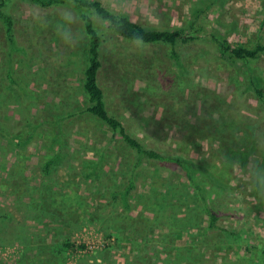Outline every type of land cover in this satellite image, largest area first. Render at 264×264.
I'll list each match as a JSON object with an SVG mask.
<instances>
[{
	"label": "rangeland",
	"instance_id": "374dc122",
	"mask_svg": "<svg viewBox=\"0 0 264 264\" xmlns=\"http://www.w3.org/2000/svg\"><path fill=\"white\" fill-rule=\"evenodd\" d=\"M193 1L139 0L138 12L131 16L151 27H203L193 28L203 42L179 48L186 76L173 66L167 47L133 52L128 43L111 37L99 79L110 111L134 137L203 165L196 183L219 212L224 231L209 229L195 189L172 164L167 170L145 164L127 209L109 201L105 185L114 188L112 178L118 174L121 180L118 169L126 149L104 124L77 116L85 102L84 47L65 46L50 25L30 20L26 9L32 3L13 0L17 52L11 57L0 27V264H264V108L252 94L236 95L231 81H264V55L254 63L227 62L218 50L222 41L264 44V1L229 0L198 20ZM41 8L50 21L58 18V7ZM118 51L134 61L151 59L152 65L139 63L134 76L116 61ZM13 80L35 100L24 97ZM56 119H66L64 156L45 172L46 157L61 150L49 144L50 123ZM219 119L227 121L213 123ZM257 121L254 135L246 133L244 124ZM30 133V143L18 147L14 137L26 139ZM93 162L100 163L99 174L90 180L86 165ZM159 177L168 178L181 193L166 211L176 219L158 221L155 213L144 214L137 205ZM51 190L75 193L87 203L64 217L41 200L44 195L52 203ZM66 241L72 244L69 252L54 255L52 249Z\"/></svg>",
	"mask_w": 264,
	"mask_h": 264
},
{
	"label": "trees",
	"instance_id": "16d2710c",
	"mask_svg": "<svg viewBox=\"0 0 264 264\" xmlns=\"http://www.w3.org/2000/svg\"><path fill=\"white\" fill-rule=\"evenodd\" d=\"M25 3L37 4L43 8H53L59 7L64 4L66 0H22ZM229 0H196L193 1L191 7L194 8V19L198 20L200 15L209 11L213 6L220 5L221 7L225 6ZM76 4L79 6H86L88 4V0H75ZM13 4V0H0V27L3 30V33L9 42L10 49L9 56H13L16 52V21L11 14L10 8ZM97 10H99L102 14L104 10L100 6V0H94L93 5ZM78 12L84 11L83 7L77 8ZM197 28L202 30L203 27H198V24L190 25L189 23L186 25H176L169 28H158L146 26L142 23L136 22L132 18L125 19L123 22V26L120 31L116 32L112 38H116L117 40H121L124 43H127L128 39L134 33H140L143 35L145 41H147V47L151 46H163L168 48L169 58L173 63V66L177 69V72L181 73L182 76H186L185 65L183 64L179 48L196 44L199 42H203L204 40L201 37L196 36V33L193 32V28ZM196 29V30H197ZM87 31L89 32L91 39L88 44L84 46V95L85 102L84 107L81 112L77 116L89 115L94 119L98 120L100 123L104 124L106 128L112 132L113 137L120 138L124 148L126 149V156L123 160L124 162L120 163L118 169V173L121 174V180H118L119 174L117 178L112 181L115 182L114 188H112L110 183H107L105 186V190L107 191V196H109V201L119 202V204H124L126 209L130 206V200L135 197L134 190L137 189V183L140 177L142 176L141 169L145 164H154L161 170H167L168 165H174L178 169V171L182 172L184 176V180L195 189L198 199L201 203V213L203 216H207L209 219L208 227L212 230L224 231L222 226H220V216H218L219 212L216 211L212 206L207 202V198L203 193V186L196 183V176L202 171L203 165L198 164L191 158L183 157L184 154H165L156 149L148 147L142 141L134 137L129 130L126 128L124 123L112 114L109 109L107 97L104 89L100 84V72L103 69L104 61L102 59L104 54V49L101 48V42L99 38L96 36L93 31L92 26L89 24L87 26ZM219 53L221 54L220 58L227 62L233 61H241L243 63H254L258 60L259 57L264 55V44L256 43L251 46L248 43L232 45L227 41L219 42ZM124 53L121 51L117 52L116 61L121 62L125 65V68L135 76L136 73L140 71L139 63L143 62L151 67L152 60L151 59H140L139 61H134V59H129L128 55H123ZM142 60V61H141ZM137 77H140L137 75ZM141 78V77H140ZM250 80L246 81L242 77H233L231 81L233 82V91H235L236 95L241 94L247 95L252 94L254 98L261 104V109L264 108V81L258 77H250ZM15 81V80H13ZM18 89L27 99L35 100L34 94L22 86L21 84L15 81ZM168 90V89H167ZM212 91V90H210ZM217 93L215 91H212ZM20 93V94H21ZM170 93V92H168ZM32 96V97H31ZM206 97V95L204 96ZM238 97V96H237ZM34 98V99H33ZM25 99V98H24ZM25 99V100H27ZM28 102V101H26ZM167 107H165L166 109ZM260 109V110H261ZM264 110V109H263ZM232 118V117H231ZM230 118V119H231ZM66 121L63 119H56L52 123V128L49 129V132L52 137V141L49 143L52 147L59 146L61 150L58 151L57 154L53 156H47L45 161V172H49L51 168L57 167L62 163L63 160V141H62V133H63V122ZM227 120L219 119L218 121L213 122L214 124L225 123ZM259 126V122L257 123H245L244 130L246 133L254 135L255 129ZM34 128V127H33ZM32 129V128H31ZM218 133L222 132L221 127L217 130ZM32 134L24 139L22 136H15V140L17 146H27L30 143V139ZM252 137V136H251ZM102 159L105 158V154L100 156ZM101 159V160H102ZM100 160V159H99ZM87 169L90 171L86 173L88 179L92 180L97 177L99 174V162H93L92 164L86 165ZM125 167V168H123ZM261 170V169H260ZM172 174V172H171ZM117 179V180H116ZM260 177L258 178V180ZM20 181L25 182V177H20ZM153 189L149 191L146 195L141 194L138 200V207L141 208L142 213L150 212L155 213L156 220L160 221L164 217H168L166 220L170 218L176 219L174 215L170 217L167 215L166 211L172 205V200L176 198L178 195L180 196V191L176 189L175 185H170L168 178L159 177V179L155 178L153 182ZM17 187H20L19 184ZM28 189V187H26ZM120 188H123L119 190ZM53 192V193H52ZM27 193V192H26ZM51 196L52 203H47L44 195L41 200L45 203L46 208L49 210L50 207L55 208L58 213H62L61 215L67 217L69 211L72 210L76 205H84L85 202L79 200L78 196L73 193L71 194H61L60 192H54L51 190L48 194ZM119 200V201H117ZM121 201V202H120ZM181 203H184L181 201ZM165 204L168 206L165 207ZM158 208H161L158 210ZM175 210V209H174ZM61 216V217H62ZM72 217L71 215H69ZM69 218V217H68ZM171 220V221H172ZM72 244L70 241H66L60 246H55L52 249V253L56 256H63L71 249Z\"/></svg>",
	"mask_w": 264,
	"mask_h": 264
},
{
	"label": "clouds",
	"instance_id": "9594fccd",
	"mask_svg": "<svg viewBox=\"0 0 264 264\" xmlns=\"http://www.w3.org/2000/svg\"><path fill=\"white\" fill-rule=\"evenodd\" d=\"M94 0H88L86 6H79L75 0H66L58 7L57 19L52 22L39 5H28L26 11L30 20L42 26H51L57 38L69 48H82L89 43L91 36L87 31L90 24L101 42V48L110 51L111 37L121 30L125 19H130L138 12L139 0H100L102 14L94 6ZM83 7L84 11L78 12L77 8ZM129 50L143 51L147 41L140 33H134L127 41ZM259 170L257 165L253 175Z\"/></svg>",
	"mask_w": 264,
	"mask_h": 264
},
{
	"label": "crops",
	"instance_id": "0c3cea01",
	"mask_svg": "<svg viewBox=\"0 0 264 264\" xmlns=\"http://www.w3.org/2000/svg\"><path fill=\"white\" fill-rule=\"evenodd\" d=\"M234 1V0H233ZM235 1H239V0H235ZM260 1H264V0H260Z\"/></svg>",
	"mask_w": 264,
	"mask_h": 264
}]
</instances>
